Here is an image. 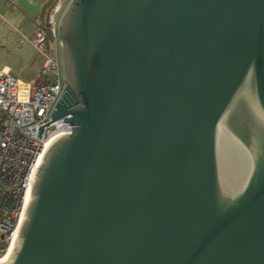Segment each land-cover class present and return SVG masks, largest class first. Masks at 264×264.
Masks as SVG:
<instances>
[{
  "label": "water",
  "instance_id": "1",
  "mask_svg": "<svg viewBox=\"0 0 264 264\" xmlns=\"http://www.w3.org/2000/svg\"><path fill=\"white\" fill-rule=\"evenodd\" d=\"M54 1L10 3L54 43ZM58 34L74 128L5 264H264V0H72Z\"/></svg>",
  "mask_w": 264,
  "mask_h": 264
},
{
  "label": "built area",
  "instance_id": "2",
  "mask_svg": "<svg viewBox=\"0 0 264 264\" xmlns=\"http://www.w3.org/2000/svg\"><path fill=\"white\" fill-rule=\"evenodd\" d=\"M68 6L69 0H55L48 9L45 22L56 39ZM31 40L42 59L39 84L23 82L10 69H0V258L9 254L18 238L37 169L50 143L74 128L65 119L52 120L66 88L61 63L48 51L43 31L38 29ZM43 126L42 138H37Z\"/></svg>",
  "mask_w": 264,
  "mask_h": 264
},
{
  "label": "rangeland",
  "instance_id": "3",
  "mask_svg": "<svg viewBox=\"0 0 264 264\" xmlns=\"http://www.w3.org/2000/svg\"><path fill=\"white\" fill-rule=\"evenodd\" d=\"M7 1L9 8L2 7L1 4L4 3H0V69L9 66L15 77L30 81L36 76L37 67L33 63L40 53L30 47L26 39H31L37 28L33 22L26 21L25 17L11 13L13 6L9 0ZM71 2L72 0H69V4ZM46 44L48 51L56 54L62 66L59 38L57 37L54 43L47 41ZM19 49H22L21 53H18ZM38 80L41 82V75H39Z\"/></svg>",
  "mask_w": 264,
  "mask_h": 264
},
{
  "label": "crops",
  "instance_id": "4",
  "mask_svg": "<svg viewBox=\"0 0 264 264\" xmlns=\"http://www.w3.org/2000/svg\"><path fill=\"white\" fill-rule=\"evenodd\" d=\"M6 1L7 0H0V3H4V4H1V6L2 7H8L9 8V6H8V1H7V3H6ZM10 1H12V0H9V2ZM14 1V0H13ZM11 13H13V14H18V15H20V17H25V19H26V21H28L29 23H30V21L31 22H33L34 24H35V26H36V28H37V30H38V27H37V24L33 21V20H31L30 18H28V17H26V16H24L19 10H17L16 8H14V7H12V9H11ZM37 30L35 31V33L37 32ZM34 33V34H35ZM34 36V35H33ZM32 39V38H31ZM31 39H26L27 41H28V43H29V45H30V47H33L37 52H38V50H37V48L35 47V45L33 44V42H32V40ZM21 51H22V49H19V51H18V53H21ZM39 53V52H38ZM30 63V62H29ZM25 64H27L26 62H25ZM33 65H35L37 68H36V76L35 77H33L30 81H24V80H22V79H20L21 81H23V82H27V83H30V82H35V84L37 85L40 81L38 80V77H39V75H40V70H41V67H42V59H41V56H40V54H39V56L38 57H36V59H35V61H34V63H33ZM3 68H8V69H10L11 70V72H12V69H11V67H9V66H4ZM2 69V68H1ZM19 79V78H18Z\"/></svg>",
  "mask_w": 264,
  "mask_h": 264
},
{
  "label": "bare ground",
  "instance_id": "5",
  "mask_svg": "<svg viewBox=\"0 0 264 264\" xmlns=\"http://www.w3.org/2000/svg\"><path fill=\"white\" fill-rule=\"evenodd\" d=\"M54 142H55V141H54ZM54 142L50 143V145H49V147H48V150H49V148L53 145ZM46 152H47V151H46ZM42 162H43V160H42ZM42 162H41V163H42ZM41 163H40V165H39V167H38V169H37V172H38V170H39V168H40V166H41ZM37 172H36V174H37ZM20 230H21V229H20ZM19 232H20V231H19ZM16 244H17V240H16V242H15L13 248L10 250L9 254H8L7 256H5V257L0 258V264H5V263H7V262H9V261L11 260V258L13 257V253L15 252V248H16V246H17Z\"/></svg>",
  "mask_w": 264,
  "mask_h": 264
}]
</instances>
